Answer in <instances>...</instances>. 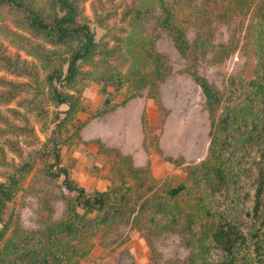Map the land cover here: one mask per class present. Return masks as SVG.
Instances as JSON below:
<instances>
[{
    "label": "trees",
    "instance_id": "trees-1",
    "mask_svg": "<svg viewBox=\"0 0 264 264\" xmlns=\"http://www.w3.org/2000/svg\"><path fill=\"white\" fill-rule=\"evenodd\" d=\"M41 1L44 7L34 0H0V24L10 16L14 25L13 30L1 29L4 36L45 69L47 90L41 96L56 109L42 148L18 164L6 165L0 180V264H78L90 253L99 231L113 235L122 224L140 232L152 253L158 237H178L184 256L151 257L153 264H264V0H131L121 12L127 31L115 38L119 49L96 40L80 8L82 0ZM222 26L228 29L227 39L216 42L215 29ZM242 34V45L254 61L251 78L232 76L221 89L192 73L203 93L211 130L205 159L186 166L190 185L159 184L148 165L134 166L132 158L119 151L125 173L117 185L87 191L71 178L62 165V147L78 138V129L88 121L74 133L63 134L81 110L79 93L87 80L102 84L104 106L110 103L106 86L117 88L125 80L133 82L136 93L146 88L157 101L158 86L171 72L168 56L155 47L160 37L167 36L194 66L207 58L209 63L222 62L238 50ZM32 39L62 53H50L33 45ZM0 69L36 79L1 50ZM4 85L11 88L0 93V104L19 87ZM109 110L102 107L91 117ZM143 123L142 116V133ZM35 157L46 162L41 185L33 189L35 174L28 187L24 183L34 170ZM55 189L60 199L54 197ZM191 190L192 199L182 202ZM29 191L40 200L33 227L12 213L5 218L7 205L19 192ZM48 199L60 201L59 217L48 209Z\"/></svg>",
    "mask_w": 264,
    "mask_h": 264
},
{
    "label": "rangeland",
    "instance_id": "rangeland-1",
    "mask_svg": "<svg viewBox=\"0 0 264 264\" xmlns=\"http://www.w3.org/2000/svg\"><path fill=\"white\" fill-rule=\"evenodd\" d=\"M34 1L44 7L41 0ZM130 2L82 0L80 8L83 16L91 22L96 40L107 41L108 47L120 48L115 38L123 37L127 31V26L120 19L121 12ZM94 12L100 17V24L96 23ZM13 26L12 17H4L0 24V50L10 62H16L19 68H29L36 79L34 81L23 74L10 75L8 70L0 69V93L11 88L6 87L4 82L19 86L15 87L9 101L0 104V180L7 171L6 165L18 164L21 158L42 148L56 111L52 102L46 96H41V92L45 95L47 90L43 83L45 69L22 49L10 43L9 37H5L1 30L4 27L12 29ZM227 30L224 26L215 29L216 42L226 41ZM188 35L192 36V33ZM242 36L240 47L243 50L240 51L239 47L217 64L209 63L207 58L198 60L194 66L175 49L167 36L160 37L155 47L158 52L168 56L171 72L158 86L157 101L148 95L146 88L136 93L133 82L125 80L117 88L110 84L106 86L110 103L104 106L106 96L101 92L102 84L87 80L79 93L81 110L75 121L68 126L69 132L63 134L66 136L74 133L81 122L88 121L78 129L79 137L74 138L70 145L62 147V165L69 170L71 178L87 191L104 190L110 185H117V179L125 173L116 152L119 151L122 155L130 156L134 166L148 165L151 176L159 184L175 186L185 182L190 185L186 179V166L198 164L205 159L211 130L205 99L192 73H197L221 89L232 76L251 78L254 61L242 45ZM31 43L44 47L50 53H62L60 49H54L41 40L32 39ZM191 66L196 68L192 69ZM102 107L110 110L100 117L92 118ZM60 108L63 110L64 106ZM142 116L143 133L140 127ZM21 127L26 129L19 130ZM97 141L103 145V149L100 150ZM44 162L40 157H35L34 170L25 180V187H28L31 176L35 174L32 188H39ZM54 193V197L59 198L57 189ZM192 194L191 190L182 202L191 200ZM36 202L40 203V200L33 192H19L7 205L5 218L12 213L33 227ZM45 202H49V210H54L53 216L59 217L60 201L48 199ZM154 250V253L150 251L140 232L122 224L114 230L113 235L107 233L104 236L99 231L94 237L90 253L80 259L78 264H153L151 257L175 260L184 256L178 237L170 233L154 241Z\"/></svg>",
    "mask_w": 264,
    "mask_h": 264
}]
</instances>
